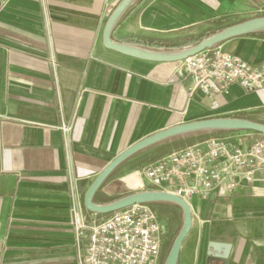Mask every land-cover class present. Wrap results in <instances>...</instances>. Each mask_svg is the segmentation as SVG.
<instances>
[{"label":"crops","instance_id":"obj_1","mask_svg":"<svg viewBox=\"0 0 264 264\" xmlns=\"http://www.w3.org/2000/svg\"><path fill=\"white\" fill-rule=\"evenodd\" d=\"M119 1L0 0V264H78L71 208L79 201L92 218L85 191L133 143L197 119L261 109L264 121V88L237 81L205 94L178 73L179 62L106 48L103 29ZM257 16L264 0H135L111 38L177 51ZM219 45L264 62V31ZM118 168L99 198L150 188L141 175L129 185ZM189 204L178 264H264L263 183L224 184Z\"/></svg>","mask_w":264,"mask_h":264},{"label":"built area","instance_id":"obj_2","mask_svg":"<svg viewBox=\"0 0 264 264\" xmlns=\"http://www.w3.org/2000/svg\"><path fill=\"white\" fill-rule=\"evenodd\" d=\"M179 74L205 94L227 93L234 82L248 91L264 88V62L251 64L217 44L179 61ZM64 131L69 126L63 124ZM149 189L163 190L189 202L227 184H264V135L235 131L165 154L137 172ZM133 186V185H131ZM78 264H161L167 226L150 204H133L89 220L79 201L71 208Z\"/></svg>","mask_w":264,"mask_h":264},{"label":"water","instance_id":"obj_3","mask_svg":"<svg viewBox=\"0 0 264 264\" xmlns=\"http://www.w3.org/2000/svg\"><path fill=\"white\" fill-rule=\"evenodd\" d=\"M134 1L135 0H120L115 6L107 18L103 29V45L121 54L146 61L179 62L230 38L264 31V16H257L229 25L201 39L196 44L177 51L152 49L139 45L115 42L111 38L113 28L119 18ZM215 131H253L264 135V123L240 117H209L173 125L157 131L124 149L98 173L84 193V208L89 213L95 215H108L117 210L139 203L152 204L167 202L179 206L182 212V226L173 240L164 262V264H178L182 243L188 235L192 225V209L188 201L168 191L156 189L136 190L106 203H97L94 198L97 191L107 181L111 174L125 161L140 151L166 140ZM210 246L215 247L213 244H210ZM210 256H213V254L210 253ZM224 257V255H221L219 258Z\"/></svg>","mask_w":264,"mask_h":264},{"label":"trees","instance_id":"obj_4","mask_svg":"<svg viewBox=\"0 0 264 264\" xmlns=\"http://www.w3.org/2000/svg\"><path fill=\"white\" fill-rule=\"evenodd\" d=\"M261 111L263 112V110L259 109V110L255 111V112L257 114L258 112H261ZM256 114L254 112H249V113L241 112V113H235L233 115V117L247 118V119H251V120H254V121H258V122L264 123V121L259 120L257 118ZM227 132H235V131L207 132V133H200V134H196V135H190V136H185V137L174 138V139H171V140H166V141L162 142L161 145H157V144L153 145V146H151V147H149V148H147V149H145L143 151H140L139 153H137L133 157H139V156H141L143 154H146L147 151H151L152 150L153 154L151 156H149L146 159H144V160L139 162V166L138 167L142 168L145 165H148L149 163L153 162L157 158H159V157H161V156H163L165 154H168V153H170L172 151H175V150H178V149H182V148L186 147L187 145L193 144V142L202 141V140H204V138H206L208 136H220L221 134H224V133H227ZM246 132L258 134V133L253 132V131H246ZM170 145H176V146L171 148ZM126 162L127 161H125L123 164H125ZM114 199H116V198L102 201L98 197V194H96V196L94 198L95 202L102 201V203H106V202L112 201ZM150 205L152 206V208L157 213L158 218L166 226H169L170 223H172L173 220L175 219L174 217H172V216H170V215H168L166 213L167 209L170 208V207H176V208L180 209L179 206H177L175 204H172V203H167V202L152 203ZM97 216L101 217V216H106V215H97Z\"/></svg>","mask_w":264,"mask_h":264},{"label":"rangeland","instance_id":"obj_5","mask_svg":"<svg viewBox=\"0 0 264 264\" xmlns=\"http://www.w3.org/2000/svg\"><path fill=\"white\" fill-rule=\"evenodd\" d=\"M223 135H225V134H221L220 136H223ZM208 137H206V138H208ZM206 138H204V139H206ZM196 142H193V144ZM157 145H161V144H157ZM175 146L176 145H170L171 148H173ZM187 146H189V145H187ZM152 154H153V152L151 150V151H147L146 154H143L139 157H132L131 159L127 160V162L125 164L121 165L118 168L116 175L126 177L125 180L127 181V183L129 185H135L139 181V178L136 174H133V173H135L141 169L138 167L139 162L146 159L147 157L151 156ZM143 189H145V188H143ZM134 190L135 189H132L129 192H133ZM129 192H127V193H129ZM127 193H125V194H127ZM120 196H122V195L117 194V195H112L110 198H107V199H105L103 197H100V198H102L101 200H110L113 198H118ZM166 213L168 215L174 217L175 219L173 220L172 223H170L169 226H167L168 232H167V235L165 237L166 242L164 243L163 248H162L161 264H164L166 256L168 254V251L172 245V242L175 239L176 235L178 234V232L182 226V212L180 209H178L176 207H170L167 209Z\"/></svg>","mask_w":264,"mask_h":264}]
</instances>
